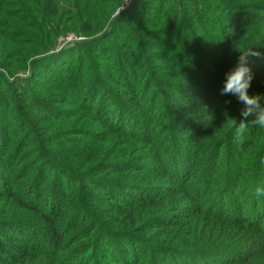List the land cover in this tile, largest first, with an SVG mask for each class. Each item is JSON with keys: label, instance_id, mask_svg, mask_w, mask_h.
<instances>
[{"label": "trees", "instance_id": "16d2710c", "mask_svg": "<svg viewBox=\"0 0 264 264\" xmlns=\"http://www.w3.org/2000/svg\"><path fill=\"white\" fill-rule=\"evenodd\" d=\"M126 1L0 0V264H264V0Z\"/></svg>", "mask_w": 264, "mask_h": 264}, {"label": "clouds", "instance_id": "9594fccd", "mask_svg": "<svg viewBox=\"0 0 264 264\" xmlns=\"http://www.w3.org/2000/svg\"><path fill=\"white\" fill-rule=\"evenodd\" d=\"M240 55L236 66L227 72L224 86L221 89V95L232 94L237 97L244 107L241 109V116L247 118L249 115L255 116L252 124L261 129H264V104L261 103L259 95L250 96L248 89L251 86L253 74L249 66V59L253 56H259L260 53L255 48H249L244 51H239ZM230 103V101H226ZM233 126L235 127L237 136L241 135L248 125L241 120L239 123L232 118ZM256 195H264V189L257 188Z\"/></svg>", "mask_w": 264, "mask_h": 264}, {"label": "rangeland", "instance_id": "374dc122", "mask_svg": "<svg viewBox=\"0 0 264 264\" xmlns=\"http://www.w3.org/2000/svg\"><path fill=\"white\" fill-rule=\"evenodd\" d=\"M131 2H132V0H127V1H126V4L129 5ZM75 39H76V37L73 38V36L70 37V38H67V39H65V40H64V38L60 39V43H59V45H58V49H59V48L66 47V46L69 45V44H73L72 42H74ZM70 41H71V42H70ZM69 42H70V43H69Z\"/></svg>", "mask_w": 264, "mask_h": 264}]
</instances>
